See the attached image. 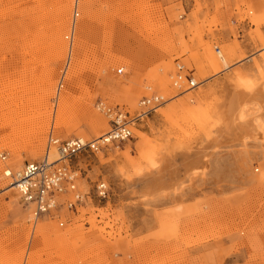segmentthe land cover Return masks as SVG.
Segmentation results:
<instances>
[{"label": "rangeland", "instance_id": "374dc122", "mask_svg": "<svg viewBox=\"0 0 264 264\" xmlns=\"http://www.w3.org/2000/svg\"><path fill=\"white\" fill-rule=\"evenodd\" d=\"M67 5L0 0V264H264V0ZM177 63L196 89L173 90ZM157 93L130 139L74 159V211L30 218L5 165L41 161L50 135L107 133L98 103L133 118Z\"/></svg>", "mask_w": 264, "mask_h": 264}, {"label": "bare ground", "instance_id": "6f19581e", "mask_svg": "<svg viewBox=\"0 0 264 264\" xmlns=\"http://www.w3.org/2000/svg\"><path fill=\"white\" fill-rule=\"evenodd\" d=\"M62 2L64 5L62 7L68 8L67 0H62ZM76 16H77V14H76ZM77 31L81 32L80 25L76 26V32ZM80 32H78V33H80ZM216 53H218V52H216ZM73 56L74 55H72L71 60H73V58H74ZM76 58H77V53H76ZM72 63L70 66V71L67 72L68 76L70 75V72L73 71V65L74 64L72 65ZM178 69H179V71H178ZM170 79H171L170 80L171 81V87L173 88V90H175L179 94L188 93L189 91L196 89L197 86L199 85L195 81L192 71L184 69V66L181 65L180 63H177L175 65V69H174L172 75L170 76ZM65 81H68V80L65 79L64 82ZM65 91H66V89H63L62 92L59 94V99H58L59 101H58L57 107H56L57 113H58L57 114L58 118H62V116L64 114L65 105L68 101V99H67L68 97H66L67 93ZM166 102H167V98L164 95L158 94V93L154 94L150 97H144L139 102L138 114L133 118H131L127 113L123 112L119 108H111V107H108L107 105H105L103 103H98L97 109L100 112H103V113L107 114L109 117H111V129L107 133H109L113 129V127H114L113 123L114 124L116 123L119 126L124 124L125 129L129 131V137L124 141H111L110 140V141L105 142V141H103V139L107 135V133L101 135L97 139H94L93 141H90V142H85L83 139H80V138H74V139H68V140L61 141L59 138H56V137H53L52 135H50L48 142H47V145H46L45 155H44L43 159L39 162H32V163H27V164L46 163L47 165H49L46 173L48 171L51 172L53 168L60 170L63 177L65 179L72 181V184H70V185L65 184L64 186H61V190L55 194L54 200L53 199L49 200L50 205H54V207L49 208L48 212L45 213L44 215H41L38 217L35 216L33 205L31 203H28L27 205L25 204V202L22 200V197L20 196L17 188L15 187V182L11 179V176H16L17 174H19V172L27 164L23 165L22 168L20 170H18L17 172L12 171V168L9 165H5L2 169V177L9 181L8 188H10L12 190L13 189L16 190L18 197H19V200L21 201L22 205L26 208L31 209V213H28V215L30 216L31 219H33L35 221H37L38 218L41 219L43 217L53 215V213L57 212V210H59L61 207H65L68 211H74L76 209V206L78 204H80L82 202V199H83L82 196L76 192L77 172L73 166L74 159L78 155H80L81 153L77 154V156H74V158H71V159H68L65 157L62 158L61 152L58 148L59 146H57V145L63 146L65 143H74V142H78V143H81L83 145H87V144L92 145L93 144L94 146H96L95 150L90 151L93 153V152H98L99 150H101L105 147H108L110 145L125 142L131 138V136H132L131 126L135 122H138L139 120H141L143 116L147 117L148 114L156 112V110L159 109ZM90 127H91L90 130H92L94 132H98L99 130H103L105 128V124L102 122L101 119L96 118V119L90 121ZM39 129L40 128H38L36 130L37 132L35 133V135H36L35 136L36 137L35 142L37 143V145L32 147L34 149V152H38L40 150V147L38 144L40 139L37 137L42 135V130H39ZM53 141L57 142V145H53V143H52ZM0 161H1V163L4 162L5 156L0 155ZM2 164H5V162ZM99 185H103L104 188L106 189V191H108V193H109L108 185L103 181H99L96 183V185L94 187V195L99 200L106 199V197L108 195H106L105 198H100V196L97 194L96 189H98L100 187ZM69 195H72V198L66 199V200H64V202L60 203V199L62 197L69 196ZM70 204H72L73 206L69 207Z\"/></svg>", "mask_w": 264, "mask_h": 264}, {"label": "built area", "instance_id": "2783aa9c", "mask_svg": "<svg viewBox=\"0 0 264 264\" xmlns=\"http://www.w3.org/2000/svg\"><path fill=\"white\" fill-rule=\"evenodd\" d=\"M115 124L113 123V129L107 133L103 141H124L129 137V131L125 129L124 124L121 126ZM52 143L53 145H57V142L53 141ZM57 146H59L61 157L68 159L74 158V156L84 151L96 149V146L93 144L83 145L78 142ZM48 166L46 163L27 164L19 174L11 176L25 204L31 203L33 205L36 217L44 215L48 212L49 208L54 207V205H50L49 200H54V196L61 190V186L72 184V181L63 177L60 170L53 168L51 172L48 171L46 173ZM99 186L96 192L100 198H105L108 195V191H106L103 185ZM72 206V204L69 205V207Z\"/></svg>", "mask_w": 264, "mask_h": 264}]
</instances>
